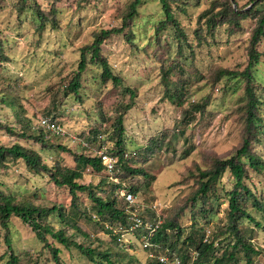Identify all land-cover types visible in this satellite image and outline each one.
I'll return each instance as SVG.
<instances>
[{"label":"rangeland","instance_id":"obj_1","mask_svg":"<svg viewBox=\"0 0 264 264\" xmlns=\"http://www.w3.org/2000/svg\"><path fill=\"white\" fill-rule=\"evenodd\" d=\"M36 1L45 11L52 0ZM127 1L129 0H89L87 4L76 7L75 0H60L56 6L57 27L50 29L46 26L38 37L34 32V15L27 11L17 17L13 9L14 1L6 0L0 6V36L7 58L0 62V124L16 129L25 124L34 127L38 118L51 117V111L56 110V119L61 124L64 135L50 138L48 142L63 145L70 152H77V142L90 128L101 122L99 100L102 101L101 110L104 114L109 113L113 100L101 99L95 84L97 74L93 68L88 69L82 76V89L79 91L81 102L70 95L63 97V85L76 69L78 48L90 42L93 32L117 26L119 21L116 19V11ZM211 1L182 0L184 12L174 13L187 35L192 52L183 45L178 54L173 30L170 28L160 34L159 41V45H166L168 49H160L152 42V28L162 19L156 0H142L131 26L132 46L121 36H112L101 45V52L112 73L122 78L124 84L136 92L134 106L123 122L127 145H143L150 137L160 138L168 144L166 150L161 148L142 165L154 180L146 185H142L145 181L141 178L136 182L142 185L137 200L138 211L144 217V225L151 224L152 216H158L159 223L174 219L183 236L196 229L199 235L205 226L209 227L208 230H216L226 210V200L221 194L207 218L199 213V203L190 207L187 198L194 185L187 178V174L194 173L195 167L205 168L211 157L229 155L239 144L240 125L236 105L241 97V85L225 78L216 84L208 79L216 68L240 70L244 67L246 33L227 36L221 29L215 32L212 40L205 36L207 43L194 45L191 31L195 28V16ZM236 2L237 5H243L245 0ZM247 25H243L245 29ZM156 50H164L165 63L172 60L182 69V78L186 84L184 87L188 88L189 94L188 102L183 107L192 101L208 100L199 120L195 115L191 124H181L178 120L179 109L160 98V61L157 59ZM258 50L262 55L254 77L264 87V38L260 40ZM47 112L50 113L48 116ZM262 115L264 119V112ZM15 142L39 151L36 145L17 141L15 137L0 130V145L9 146ZM187 148L190 150L188 155L182 157ZM260 154L264 161V148L260 150ZM41 156L47 164H50V160H58L64 166H73L67 153L42 152ZM97 180V176L85 172L78 182L96 184ZM0 183L7 194L17 199H26L35 206H59L64 209L67 217L75 212L72 218L78 229L88 236L89 241L96 239L101 243L109 242L108 235L95 224L94 219L88 221L79 215L80 210L89 208L85 195L78 194V211L72 210L70 196L65 188L54 186L46 176L27 172L19 161L9 163L6 169L0 171ZM251 184L264 206V181L252 176ZM231 185L232 179L225 173L218 186L228 190ZM153 202L158 203L159 207L156 212L151 213L148 208ZM245 207L260 226H264V212L252 209L250 203ZM49 220L57 227L56 218L51 217ZM239 229L250 238L253 247L264 249V233L260 228L244 221L240 223ZM71 232L70 230L67 233ZM6 238L15 255L27 253L31 260L37 258L36 264H53L48 251L18 219H9L7 237L5 230L0 229V256L6 252ZM46 238L49 244L59 250L61 264H92L76 250L64 249L49 237ZM119 239L121 252L125 254L123 261L128 260L132 264L145 263L146 251L142 248L139 237L131 232H124ZM75 240L85 242L78 235ZM5 260L4 256L0 264H4ZM239 261V264H243L245 260L240 256ZM251 264H264V256H251Z\"/></svg>","mask_w":264,"mask_h":264},{"label":"trees","instance_id":"obj_2","mask_svg":"<svg viewBox=\"0 0 264 264\" xmlns=\"http://www.w3.org/2000/svg\"><path fill=\"white\" fill-rule=\"evenodd\" d=\"M5 1L0 0V6ZM13 1V9L17 17L27 11L34 15L36 20L34 32L38 37L46 26L50 29L57 27L56 6L60 0H52L45 11L39 7L36 0ZM88 1L75 0V5L80 7ZM156 1L159 4L162 19L152 28V42L160 49H168L166 45H159V41L160 34L170 28L173 30L178 54L183 45L192 52L187 35L174 15L175 11L184 12L182 6L184 2L182 0ZM141 5L142 0L125 2L116 11V19L119 21L117 26L92 33L90 42L78 48L76 69L63 85V97L70 95L76 101L81 102L79 91L82 89V76L88 69L93 68L97 74L95 84L101 99L113 100L107 114L102 113V101L99 100L101 122L96 127L90 128L89 132L79 140L80 143L85 144V147L78 142V151L70 152L63 145L48 142L50 138H59V136H54L48 130L38 127V122L34 127L25 124L17 129L0 124V130L7 135L15 137L17 141L30 142L39 150L22 146L18 142L9 146L0 145V171L6 169L9 163L21 162L27 172L46 176L54 186L65 188L70 196L71 209L76 212L78 211V194L85 195L89 201V208L85 211L80 210L79 215L88 221L94 219L95 224L108 235L109 242L101 243L93 239L94 245L92 241H89L88 236L78 229L72 218L75 212H71V217H67L64 209L59 206H35L26 199H17L4 192L1 183L0 229L5 230V237H7L9 219H18L30 229L35 239L48 251L53 264H61L58 257L59 250L49 244L46 237L64 249L76 250L92 264H132L128 260L123 261L125 254L121 252L122 247L119 245V236L124 232L135 234L140 238L141 244L143 241L148 243L149 246L143 248L146 251L144 264H159L156 259L158 255H174L179 259V264H239L240 256H242L245 260L243 264H251V256L260 254L264 256V249L253 247L250 238L240 231L239 225L245 221L260 228L264 233V226H260L245 207L247 203H250L252 209L264 212V206L258 200L255 187L251 184L252 176L264 181V161L260 154V150L264 148L262 115L264 87L254 77L262 55V52L258 50V45L264 38V0H245L243 5H237L236 0H212L195 16V28L191 31L194 45L207 43L205 36L212 40L215 32L221 29L227 36L246 33V63L240 70L216 68L210 73L208 80L213 84L225 78L237 81L241 85V97L236 105L240 125L239 144L229 155L219 158L211 157L205 168L195 167L194 173L187 174V178L191 179L194 185L187 198L190 207L199 203V213L203 218H207L212 212L213 204L221 194L226 200V210L216 230H208L209 227L205 226L201 234L198 235V229H196L185 236L174 219L158 223V216L151 217L152 230L130 229L131 222L128 220L130 213L127 212L124 201L114 196V191L122 188L131 193L135 198V204H138L137 195L140 187L154 180L145 172L142 165L156 155L161 148L164 150L168 148V144L157 137H150L143 145H127L123 122L128 111L134 106L136 92L132 87L124 84L122 78L112 73L107 59L101 52V45L112 36H121L126 43L132 46L131 26ZM245 23L248 24L246 29L243 26ZM164 50H156L157 59L160 61L159 77L162 87L160 98L179 109L178 120L181 124H191L195 120V115L198 116L197 120L202 118L208 100L192 101L183 107V104L188 102L189 94L188 88L184 87L186 84L182 78V69L172 60L165 63ZM6 59L0 36V62ZM51 113L52 116L46 118L48 122L61 127L56 119V110ZM49 114L47 112L46 116ZM18 122L20 123V120ZM100 145L105 146L107 153L115 158L110 176L111 179L116 180L115 182L104 174L99 159L92 155V152ZM55 151L69 154L73 166H64L58 160H50V164L44 162L41 153ZM189 151L188 148L185 149L182 157L187 156ZM85 172L97 176V183L80 184L78 181L82 179ZM225 173L232 179L231 188L228 190L218 186L219 180ZM138 178L145 181V184H136ZM151 213L154 212L151 211ZM136 216L142 222L144 221V217L138 210ZM51 217L56 218L57 227L51 224L49 220ZM70 230L72 232L67 233ZM204 230L208 231L206 237H204ZM76 235L85 242H77ZM5 244L6 252L0 256V261L4 256L6 257L4 264H36L37 258L31 260L27 253L15 255L10 249L7 238ZM148 254L152 257H148ZM25 257L27 259H24Z\"/></svg>","mask_w":264,"mask_h":264},{"label":"built area","instance_id":"obj_3","mask_svg":"<svg viewBox=\"0 0 264 264\" xmlns=\"http://www.w3.org/2000/svg\"><path fill=\"white\" fill-rule=\"evenodd\" d=\"M37 122H38V127L44 128L45 130H48L54 136H63L64 135L62 127H60L57 124H50L46 118H40V119H38ZM80 144H81V146L85 147V144H83V143H80ZM92 155L96 156L99 159L100 164L103 167L104 174L108 175L109 179H111L110 176H111V173H112L113 168H114L115 158L112 155L107 153L106 148L103 145H100L95 151H93ZM111 181L115 182L116 180L111 179ZM114 196L117 199L121 198L124 201L125 208H126L127 212L130 213L129 214L130 216L128 218V220L131 222L130 229H132V228L133 229L134 228H143L146 230H148V229L152 230L150 225L145 226L143 224V222L141 221V219L136 216V213L138 210V204H135V198L131 193L126 192L122 188H117L114 191ZM158 207H159V204L156 202H153L152 204H150L149 210L155 212L158 209ZM207 235H208V231L204 230V237H206ZM141 246H142V248H145L149 245L146 241H143ZM147 256L152 257L151 254H148ZM156 259H157L159 264H179V259L174 255H158V256H156ZM191 262H192V260H191Z\"/></svg>","mask_w":264,"mask_h":264}]
</instances>
